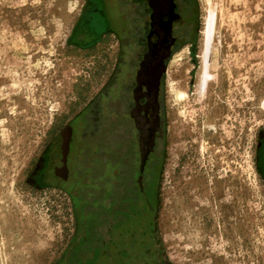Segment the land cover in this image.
Masks as SVG:
<instances>
[{"label": "rangeland", "instance_id": "1", "mask_svg": "<svg viewBox=\"0 0 264 264\" xmlns=\"http://www.w3.org/2000/svg\"><path fill=\"white\" fill-rule=\"evenodd\" d=\"M85 1L0 0V264H61L79 218L94 215L90 204L71 206L57 189L26 181L45 142L87 109L114 64L116 46L77 43ZM187 4L161 81L162 127L146 165L153 181L139 203L141 229L147 222L151 231L144 237L140 229L133 251L139 258L130 264H264V176L257 161L264 0ZM105 5L114 11L116 0ZM131 64L123 63L107 92L110 119L102 132V171L121 192L137 137L120 103ZM134 164L132 180L137 150Z\"/></svg>", "mask_w": 264, "mask_h": 264}, {"label": "flooded vegetation", "instance_id": "2", "mask_svg": "<svg viewBox=\"0 0 264 264\" xmlns=\"http://www.w3.org/2000/svg\"><path fill=\"white\" fill-rule=\"evenodd\" d=\"M125 1V7H123V0H116L114 11L107 10L105 0L85 1L83 12L75 27V34L79 39L77 43L82 48L97 47L101 43L106 44L109 47L108 50L116 46L117 53L113 60V67L107 82L89 103L87 109L62 125L54 136L45 142L40 155L30 166L26 176V181L31 187L43 191L57 189L68 197L71 206L90 204L91 212L97 215L93 217L97 225L111 222V209L118 207L117 203L119 202L115 194L119 193L123 202V191L121 192V187L116 186L118 182L111 185L110 175L102 171V167L104 169L107 163L106 140L105 137H102V132L105 127H109L110 119L107 92L113 82L118 81V76L123 73V63L126 64L130 61L132 64L129 73H127V83L124 89L122 83L120 89L123 96V103L122 99L120 103L124 107V119L131 120L137 133V137L131 140L130 152H133L135 159L137 150L138 176L130 186L136 188L141 195L144 192L148 197L146 185H149L151 180L153 181V177L150 174L151 171L146 170V165L153 151L149 153L141 171L140 132L136 121L144 119L150 123L156 104L153 92L149 91L148 85L144 81L145 75L142 73V67L146 64L150 48L158 44L159 36L156 31L159 30L160 23L168 26L167 39L162 43L161 56L173 53L177 42L173 27L180 23L181 12L186 13V11H181L180 7L186 5L188 0ZM154 11H158L157 15H162H160V23L155 21L153 26ZM167 11H170L169 16ZM169 58L164 59L165 66ZM165 73L159 80L157 94L159 126L155 133L153 150L162 127L159 97L161 81ZM96 143H98L97 146ZM135 147H137L136 150ZM134 159L133 173L136 171ZM257 161L259 172L264 176V135L259 140ZM124 164L126 173L128 158ZM141 173L142 178L139 180ZM58 198L62 199L59 196ZM104 214L105 217H103ZM85 218V216L80 217L81 224L84 223ZM113 237L110 233H104L92 236L93 240H87L88 235H75V250L78 251V255L81 256L79 258H82L83 261L94 259L97 256L101 257L102 254H110L111 245L115 241Z\"/></svg>", "mask_w": 264, "mask_h": 264}, {"label": "trees", "instance_id": "3", "mask_svg": "<svg viewBox=\"0 0 264 264\" xmlns=\"http://www.w3.org/2000/svg\"><path fill=\"white\" fill-rule=\"evenodd\" d=\"M128 156L127 171L123 173V202L119 197V193L115 194L119 202L117 203L118 207H113L111 209V222L97 225L93 219V217L97 215L94 214L90 218L86 217L82 226L79 227V234L80 230H82L81 234L89 236L87 240H93L92 236L94 235H101L104 233L112 234L116 242L114 241L113 245H111V253L106 255L102 254L101 257L97 256L94 259L83 261L82 258H79L81 256L78 255V251L75 250L74 239L67 252L68 255L63 259L61 264H130L139 258V255H134L135 252H133L137 247L136 244L138 243L137 240L140 234V218L145 217V208L140 210L139 203L140 197L142 195L147 197V195H145L144 192H142L141 195V193L136 192L137 189L136 191L132 190L134 188L130 186L133 183L132 178L134 176V173L131 172L133 170V152H128ZM103 217H105V214ZM80 221L81 219L79 218V222ZM143 224L144 222L142 225ZM122 230L125 235L119 234ZM141 231L143 236L147 237L150 235V225L146 222Z\"/></svg>", "mask_w": 264, "mask_h": 264}, {"label": "bare ground", "instance_id": "4", "mask_svg": "<svg viewBox=\"0 0 264 264\" xmlns=\"http://www.w3.org/2000/svg\"><path fill=\"white\" fill-rule=\"evenodd\" d=\"M150 2V0H149ZM158 11H154V14L152 16V20H153V26L155 24V21H159L160 23V15H157ZM167 15H170V11H167ZM154 30V28H152ZM156 31V30H155ZM168 31V26L165 24H161L159 26V30L156 31V33L159 36V40H158V44L155 45L154 47L150 48V53L148 54V56L146 57V64L143 65L142 70L145 75L144 77V81L146 82V84L148 85V88L150 91H152L153 86H154V80H155V76L158 74V70L160 69L159 66V59L161 56V51H163L162 49V43L166 41V32ZM186 50V48H183L181 50V52H184ZM160 71V70H159ZM167 71V70H166ZM185 94L183 92H179L177 94L178 98H182ZM133 117L134 114H133ZM136 125L137 128L139 129L140 132V138H139V149L140 152L141 150L143 151L146 147V142H148V131L150 128V125H155V123H153V119L152 121L149 123L147 121H145L144 119H140L138 121H136ZM3 263L5 262L4 260L2 261Z\"/></svg>", "mask_w": 264, "mask_h": 264}, {"label": "water", "instance_id": "5", "mask_svg": "<svg viewBox=\"0 0 264 264\" xmlns=\"http://www.w3.org/2000/svg\"><path fill=\"white\" fill-rule=\"evenodd\" d=\"M170 56H172V54L171 53H167V55H165L164 57L162 56L159 59L160 71L155 76L154 86H153V89H152V92H153V95H154L155 104H156V107H155L156 109H155V111L153 113V123H155V125H153V126L150 125L149 131H148V142H146L145 149L143 151L141 150V165H140L141 171L143 170V167L145 165V162L147 160V157H148L149 153L151 151H153L155 133H156V130H157L158 126H159V116H158L159 109H158V102H157V94H158L159 84H160L159 80H160L162 74L166 72V66L164 64V59L167 58V57L169 58ZM141 178H142V173L139 176V180H141Z\"/></svg>", "mask_w": 264, "mask_h": 264}]
</instances>
